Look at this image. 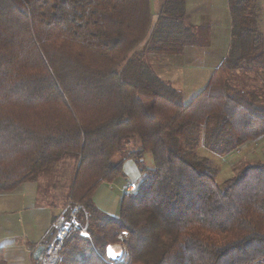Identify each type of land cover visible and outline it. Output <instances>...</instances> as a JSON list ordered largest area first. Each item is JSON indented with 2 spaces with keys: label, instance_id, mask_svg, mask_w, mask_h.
<instances>
[{
  "label": "trees",
  "instance_id": "obj_1",
  "mask_svg": "<svg viewBox=\"0 0 264 264\" xmlns=\"http://www.w3.org/2000/svg\"><path fill=\"white\" fill-rule=\"evenodd\" d=\"M180 3L166 0L153 21L150 0H0V193L63 159L76 165L65 215L79 205L78 225L56 264H264V161L220 184L191 154L201 129L216 153L264 137V93L232 82L256 71L264 89L257 0H227L228 52L185 104L144 60L162 44L193 45ZM134 138L140 146L127 149ZM127 159L141 187L109 215L93 194L124 176ZM113 244L120 259L106 255Z\"/></svg>",
  "mask_w": 264,
  "mask_h": 264
},
{
  "label": "rangeland",
  "instance_id": "obj_2",
  "mask_svg": "<svg viewBox=\"0 0 264 264\" xmlns=\"http://www.w3.org/2000/svg\"><path fill=\"white\" fill-rule=\"evenodd\" d=\"M180 2L181 5H178L177 8L182 7L181 9H183V20L185 25H192L194 36L191 41L193 45H184L179 53H172L168 51V49L172 47L176 50L180 49L181 44L174 42H172V44H162V47L168 49H159L156 51L152 49L144 56V60L150 64L161 79L169 82L174 88L181 91L182 101L185 104L204 87L211 71L215 68H212L214 65L212 50H214V53L218 54V57L220 54L221 56H225L228 50V33L230 30L231 16L226 0H180ZM162 5H167L166 0H150L153 21H155L157 15L160 13ZM170 5L175 6L173 1L169 3V8H174ZM257 12L258 28L264 35V0H257ZM168 18L171 19L176 17L173 16V13L169 12ZM144 46L145 43L143 41L134 51H141ZM204 51L208 54L207 56ZM208 62H211L210 65ZM208 66H211V68ZM242 71L243 70H240L234 74L232 78L234 85L245 89L254 88L264 93V89L261 87V78L258 76L257 72L250 70L246 72ZM203 132V129H201L198 141L191 149V154H193L194 159L203 161L213 170L216 180L220 184L234 175L241 167L258 161H264L263 136L255 140L246 141L244 144L228 152L216 153L204 145ZM139 146V140L134 138L127 144V149H136ZM118 159L119 157H115L114 161ZM142 161L145 167H153L150 153H145ZM75 167L74 159L66 158L62 160L54 172L42 175V178L38 181V188L41 191L40 196L44 202L53 203V205L59 207V210L65 206L63 212L68 208L70 203V187ZM123 170L128 180L132 182L130 183L132 189H125L127 183L122 186V190L135 192L141 187L140 182L133 183L135 177L139 179V172L135 160H125L123 163ZM111 182L113 183L111 186L112 189L108 190L110 193L108 194L109 197L105 199L106 202L111 200L113 192L118 195L122 194L117 187L124 183L125 179L118 177ZM95 202L97 205H101L98 196ZM118 207L119 201L116 206L117 211ZM47 230L42 239L46 236ZM42 239L40 241H42ZM107 257L109 256L107 255ZM109 258L117 260L121 257Z\"/></svg>",
  "mask_w": 264,
  "mask_h": 264
},
{
  "label": "crops",
  "instance_id": "obj_3",
  "mask_svg": "<svg viewBox=\"0 0 264 264\" xmlns=\"http://www.w3.org/2000/svg\"><path fill=\"white\" fill-rule=\"evenodd\" d=\"M228 35L230 41V30ZM204 53L206 56L208 55L205 51ZM212 54L214 58L212 68H216L225 58L226 54L225 56H221L220 54L218 57V54L214 53V50H212ZM210 63L208 62L209 65ZM208 67L211 68V66ZM121 178L125 179V182L117 187L120 193L124 191L122 190L124 184L132 183L128 180L125 171L124 176ZM140 180L141 176L139 173V179L135 177L133 183L140 182ZM112 184V182L100 184L93 194V201H96V197L98 196L101 205H97L94 201L96 206L109 215H117L116 206L121 194L118 195L113 192L111 200L109 202L105 201L109 197L108 194L110 192L108 190L112 189ZM40 192L38 182H25L15 192L0 193V261H3L4 264H35L36 260L33 258L35 248L53 220L64 210L65 206L59 210V207L53 205V203L44 202L40 196ZM109 246L112 245H108L107 247ZM118 246L120 248L119 256L121 257L122 249L120 245Z\"/></svg>",
  "mask_w": 264,
  "mask_h": 264
},
{
  "label": "built area",
  "instance_id": "obj_4",
  "mask_svg": "<svg viewBox=\"0 0 264 264\" xmlns=\"http://www.w3.org/2000/svg\"><path fill=\"white\" fill-rule=\"evenodd\" d=\"M125 189H132L131 184L125 185ZM79 209V205L74 204L69 211L68 217L65 215V211L59 214L53 222L50 224L47 230L46 236L38 243L43 245V250L39 255L35 264H56L58 261V251L65 235L70 229L78 225L76 218V212ZM80 233L86 235L85 229H81Z\"/></svg>",
  "mask_w": 264,
  "mask_h": 264
},
{
  "label": "water",
  "instance_id": "obj_5",
  "mask_svg": "<svg viewBox=\"0 0 264 264\" xmlns=\"http://www.w3.org/2000/svg\"><path fill=\"white\" fill-rule=\"evenodd\" d=\"M42 250H43V245H42V244H39V245L35 248V250H34V252H33V258H34L35 260L38 259V257H39V255L41 254Z\"/></svg>",
  "mask_w": 264,
  "mask_h": 264
},
{
  "label": "bare ground",
  "instance_id": "obj_6",
  "mask_svg": "<svg viewBox=\"0 0 264 264\" xmlns=\"http://www.w3.org/2000/svg\"><path fill=\"white\" fill-rule=\"evenodd\" d=\"M108 248L109 247H107V254H108ZM111 248L113 249L114 253H116L115 257L119 256V254H120V248H119V246L118 245H112Z\"/></svg>",
  "mask_w": 264,
  "mask_h": 264
},
{
  "label": "snow or ice",
  "instance_id": "obj_7",
  "mask_svg": "<svg viewBox=\"0 0 264 264\" xmlns=\"http://www.w3.org/2000/svg\"><path fill=\"white\" fill-rule=\"evenodd\" d=\"M108 254H109V256L110 257H115V255H116V253H114V251H113V249L111 248V246H109V248H108Z\"/></svg>",
  "mask_w": 264,
  "mask_h": 264
}]
</instances>
